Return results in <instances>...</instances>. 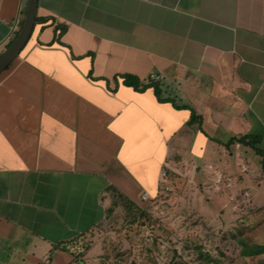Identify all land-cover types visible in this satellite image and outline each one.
<instances>
[{"label": "crops", "instance_id": "1", "mask_svg": "<svg viewBox=\"0 0 264 264\" xmlns=\"http://www.w3.org/2000/svg\"><path fill=\"white\" fill-rule=\"evenodd\" d=\"M26 5L0 0V55ZM244 135L264 148V0H37L0 73V264H71L64 246L105 220L111 187L138 205L166 164H211Z\"/></svg>", "mask_w": 264, "mask_h": 264}, {"label": "rangeland", "instance_id": "2", "mask_svg": "<svg viewBox=\"0 0 264 264\" xmlns=\"http://www.w3.org/2000/svg\"><path fill=\"white\" fill-rule=\"evenodd\" d=\"M234 146L225 157L214 153L205 160L211 164L199 159L169 170L161 183L169 190L139 201L150 215L144 226H129V213L117 206L91 232L66 244L71 264H264V254L240 255L242 241L264 245L261 159Z\"/></svg>", "mask_w": 264, "mask_h": 264}, {"label": "trees", "instance_id": "3", "mask_svg": "<svg viewBox=\"0 0 264 264\" xmlns=\"http://www.w3.org/2000/svg\"><path fill=\"white\" fill-rule=\"evenodd\" d=\"M10 44L8 45V47L10 46ZM121 79H122V84L124 86L132 88V90L135 92H143L146 89H152L153 94L158 102L160 103H166V102L170 103L171 102L168 98L161 97V86H160V83L157 81L148 80L146 84H143L140 82L139 79L131 75H124L121 77ZM114 81L117 82L116 79H114ZM115 90H116V86L114 89H111V92L112 91L115 92ZM172 106L177 110H181V109L188 110L190 113L191 123L194 124L197 122L198 116H196L193 109L186 107V106H176L173 103H172ZM260 141L261 140L259 136L244 135V136L231 138L225 144H223V146L228 149L230 146H233V145H241L243 147H247L251 149L253 153L255 154V156L261 159L260 165L264 173V148L258 147V145L260 144ZM108 191H110L111 193V204H110V207L107 208L106 210V215L111 214L117 206L122 205L123 208L126 210V212L129 213V220H128L129 226L142 227L146 224V222L147 223L150 222V215L146 212V210L140 209L138 205H136L135 203L127 199L125 196L120 194L114 188L111 187ZM241 244H242V250H241L240 255L243 257H253V256L264 254V245H257V244L249 245L243 241L241 242Z\"/></svg>", "mask_w": 264, "mask_h": 264}, {"label": "water", "instance_id": "4", "mask_svg": "<svg viewBox=\"0 0 264 264\" xmlns=\"http://www.w3.org/2000/svg\"><path fill=\"white\" fill-rule=\"evenodd\" d=\"M37 0H27L22 25L10 46L0 56V73H2L18 56L29 39L35 24Z\"/></svg>", "mask_w": 264, "mask_h": 264}, {"label": "built area", "instance_id": "5", "mask_svg": "<svg viewBox=\"0 0 264 264\" xmlns=\"http://www.w3.org/2000/svg\"><path fill=\"white\" fill-rule=\"evenodd\" d=\"M19 30H20V21L16 19L11 25V33H13V34L18 33ZM11 38H12L11 36H8L7 40L10 41ZM156 79H159V77H157ZM166 168H170V166L166 164L163 168V171L160 172L161 183L164 182L165 179H167V177H168V174L165 171ZM168 190H169V187L165 186V185L160 184L158 187V191H168ZM139 198H140V201H142V202H149L152 199L149 197V195L146 192H143L142 194H140ZM64 247H65V249H69L68 245H65ZM42 264H48V259L45 258L43 260Z\"/></svg>", "mask_w": 264, "mask_h": 264}]
</instances>
